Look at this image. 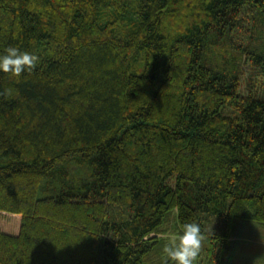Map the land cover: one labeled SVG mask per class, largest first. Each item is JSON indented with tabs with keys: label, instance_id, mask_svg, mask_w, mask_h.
<instances>
[{
	"label": "trees",
	"instance_id": "trees-1",
	"mask_svg": "<svg viewBox=\"0 0 264 264\" xmlns=\"http://www.w3.org/2000/svg\"><path fill=\"white\" fill-rule=\"evenodd\" d=\"M8 45L40 60L0 71V264H173V208L195 264L264 228V0H0Z\"/></svg>",
	"mask_w": 264,
	"mask_h": 264
},
{
	"label": "clouds",
	"instance_id": "clouds-1",
	"mask_svg": "<svg viewBox=\"0 0 264 264\" xmlns=\"http://www.w3.org/2000/svg\"><path fill=\"white\" fill-rule=\"evenodd\" d=\"M40 57L35 52L8 45L0 52V71L19 77L22 72L32 71ZM201 224L196 220L183 223L181 230L171 236L164 247L167 258L173 264H195L203 242Z\"/></svg>",
	"mask_w": 264,
	"mask_h": 264
},
{
	"label": "rangeland",
	"instance_id": "rangeland-1",
	"mask_svg": "<svg viewBox=\"0 0 264 264\" xmlns=\"http://www.w3.org/2000/svg\"><path fill=\"white\" fill-rule=\"evenodd\" d=\"M177 208H173L171 215L169 217L168 222L165 225V234L164 237L169 240V238L175 234H177L178 227H177ZM258 225L255 222L248 221V220H236L234 222V229L232 231V237L230 238V252L232 254V262L231 264H264V254H256L251 253L245 250L246 246H250L254 244L253 240V230L257 228ZM210 226L208 225L206 229L211 232ZM212 235L208 233L202 242V247L204 245V249L201 247V253H205L204 256L210 257V254L213 248H210L212 244H208L209 240H213ZM214 241V240H213ZM217 246V244H216ZM208 248L206 251L205 249ZM203 249V250H202ZM213 253L212 255H215ZM203 255H199L202 257Z\"/></svg>",
	"mask_w": 264,
	"mask_h": 264
},
{
	"label": "crops",
	"instance_id": "crops-1",
	"mask_svg": "<svg viewBox=\"0 0 264 264\" xmlns=\"http://www.w3.org/2000/svg\"><path fill=\"white\" fill-rule=\"evenodd\" d=\"M254 244L246 246L245 250L251 253L264 254V228L257 227L253 230Z\"/></svg>",
	"mask_w": 264,
	"mask_h": 264
}]
</instances>
